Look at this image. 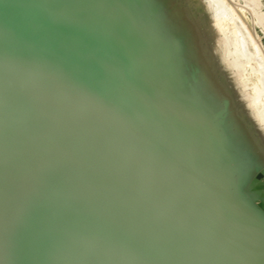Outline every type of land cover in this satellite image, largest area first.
Listing matches in <instances>:
<instances>
[{
    "label": "water",
    "instance_id": "obj_1",
    "mask_svg": "<svg viewBox=\"0 0 264 264\" xmlns=\"http://www.w3.org/2000/svg\"><path fill=\"white\" fill-rule=\"evenodd\" d=\"M73 2L76 3L75 0H48L47 4L42 0H0V13L2 8L10 10L5 21H0V94L13 93L15 98H21L49 91L52 94L50 101L39 103L36 116L45 118L67 134L77 126L83 127V133L77 137L80 144L72 149L69 147L70 153L78 161H86L87 165L91 163L90 152L119 162L120 156L103 144L104 139L111 140L110 131H118L122 122L130 121L127 135L137 139V130L131 123L141 121L144 125L151 119L150 112L142 106L137 112L141 98L159 100L160 103L161 100L167 102L170 97H178L176 103L184 105L185 91L178 83L175 70L161 73L164 65L168 64L165 60L163 65L159 64L152 79L136 84L132 92L112 78L118 68L134 65L129 61L133 51L147 40L150 29H156L159 21L155 22L151 17L148 25L152 21L154 24L147 32L143 26L147 22L139 18L143 27L135 30V38L125 46V59L114 64L110 63L113 58L111 50L99 47L98 38L102 32L100 22L106 16L115 17L117 1L98 0L109 5L97 7L93 10L94 15L84 6H72ZM104 69L107 72L100 75L99 71ZM137 90L139 93L135 94ZM109 98H115V102L108 107ZM110 108L113 111L110 112ZM130 117L133 119L129 120ZM177 127L175 124L172 130ZM198 135L193 131V140ZM196 145L187 146L180 159L192 152ZM182 150L180 145L174 149L176 154ZM128 154L139 155L135 152ZM195 162L189 164L200 175ZM52 167L48 155H38L31 150L25 134L0 137V171L31 169L38 176ZM180 169V173L185 171ZM189 173L184 172L182 176ZM222 180L224 178L221 177L218 182ZM198 183L202 182L193 181L192 184ZM103 184L101 181L97 185L91 184L88 176L84 175L73 192L75 195H87L90 199L69 216L64 228L46 224L32 230L21 225V214L9 210L10 220L2 231V235L8 236L5 238L7 244L0 245L4 256L0 254V264H264V219L259 212L245 207L237 196H234L237 204L229 203L225 196L215 218H204L203 213L212 208L208 205L212 199L209 191L203 189L202 192L207 198L197 196L198 204L175 183V189L171 190L173 197L170 202L166 201L170 206L165 209L171 210L174 201L177 202L176 209L189 206V212H183L181 218L182 225H188L184 227V233L196 232L201 236L212 231L213 234L211 239H199L197 236L198 242L192 246L184 241L183 235H176L166 226L164 218L156 214V208L146 201L141 190L138 193L141 207L129 208L117 191L109 190ZM160 184L165 183L162 181ZM202 185L211 189L213 186ZM263 186L254 185L253 190ZM2 192L4 199L1 204L8 206L7 185L3 186ZM233 194L236 195L231 192L227 197ZM198 205L206 208L205 211L199 208L195 211ZM141 211L151 214L159 226L158 232L141 220ZM191 212L202 221L201 228ZM15 229L16 234L12 235ZM40 238L51 243H42ZM75 247L76 252L73 251Z\"/></svg>",
    "mask_w": 264,
    "mask_h": 264
},
{
    "label": "rangeland",
    "instance_id": "obj_2",
    "mask_svg": "<svg viewBox=\"0 0 264 264\" xmlns=\"http://www.w3.org/2000/svg\"><path fill=\"white\" fill-rule=\"evenodd\" d=\"M116 1L115 19L106 16L100 22L102 32L98 38L99 47L112 52L110 63H120L125 59V46L135 38V30L131 27L133 22L141 18L146 23L151 17L159 22L156 29H150L153 34L148 31L147 40L130 56L129 61L134 65L118 68L113 72L112 78L132 92L136 84L152 79L164 60L167 61L168 64L164 65L161 73L175 70L178 83L184 88L186 103H176L178 97H170L169 101L161 100L160 103L159 100L142 97L137 112L142 106L150 114H161L171 106V119L178 127L167 132L166 137L178 141L176 148L179 145L183 147L177 156L179 167L186 170L189 163L196 161L200 175L194 177V181H204L210 186L222 185V188L235 192L245 207L259 214L264 212L262 188L253 190L254 185L259 186L264 182V137L259 133L261 118L256 115L254 105L244 102L240 93L242 86L247 85L250 80L245 73L244 62L236 56H230L224 49L223 41L219 42L212 37L214 30L218 29L215 0ZM228 1L240 12L264 58V0ZM9 13V9L2 8L0 21H5ZM153 24L152 21L150 25ZM144 25L147 30L151 27L148 22ZM210 29L214 30L210 32ZM211 41H215V44ZM106 72L104 69L99 74ZM237 73L242 76L238 81L242 86L238 82L234 83ZM3 95L0 94V137L25 134L31 150L38 155H48L53 167L50 170L46 168L38 176L31 169H22L20 172L13 169L0 171L1 246L7 244L5 238L8 236L2 235V231L10 220L9 210L21 214V225L32 230L46 224L64 228L69 216L90 199L87 195H75L73 192L84 175L88 176L91 184L97 185L101 181L109 190L117 191L127 207H141L138 193L141 190L142 175L135 172L140 165V158L125 161L120 156V161L114 162L90 152V165L82 159L78 161L70 150L79 146L77 137L83 133V127L77 126L67 134L45 118L36 116L39 103L50 101L52 94L49 91L21 98H15L13 93ZM113 102L115 98H109L108 107ZM109 110L113 111L112 108ZM130 118L129 120L133 119ZM193 131L199 133L195 139L197 149L194 148L189 153L191 158L185 156L180 159L184 149L195 144ZM218 169L223 172L220 174ZM194 172L197 173L196 169ZM221 177L224 180L218 182ZM4 185L8 186V206L1 204ZM140 218L153 231H159V226L149 212L141 211ZM16 230H13L12 235L16 234ZM76 250L77 247L73 249L75 252Z\"/></svg>",
    "mask_w": 264,
    "mask_h": 264
},
{
    "label": "bare ground",
    "instance_id": "obj_3",
    "mask_svg": "<svg viewBox=\"0 0 264 264\" xmlns=\"http://www.w3.org/2000/svg\"><path fill=\"white\" fill-rule=\"evenodd\" d=\"M75 1L76 3L73 2L72 6L74 5H78V7L84 6L85 10H90L92 15H94L93 10H95L97 7L100 8L101 6L109 5V3L105 4V2L99 3L97 2L98 0L96 1L75 0ZM111 1H116V0H111ZM42 2L44 4H47L48 0H42ZM215 2H216L215 9L217 10L216 13H218V16H217V20L214 18L213 19L216 20L218 29L217 31L213 29L215 32H213L214 34H212V37L216 40L218 39L219 42L220 40L223 41V44L225 45L224 49L230 54V56H236L244 62L245 73L250 78V80L247 83V85L242 86L240 82H238L240 77L242 76L240 73H237V75H235L236 80H234V83L238 82V85L242 86L240 93H242L243 101L254 105V107L256 108L257 113L256 112L255 113L256 115H258V117L261 118L260 125H262L260 126L259 133L262 135V137H264V58L262 56V50L254 40L252 32L250 31L248 25L241 16L240 12H238V10H236V8H234V6L228 0H215ZM256 4L257 2L255 1V5ZM70 5L71 4H69V6ZM87 6H89V8ZM133 25H134L133 30H137L138 27L142 26L143 24L140 23V19L138 18ZM213 30H211L210 32H212ZM210 34L207 35L210 37ZM213 42L215 44V41ZM213 42L211 41V43ZM138 93L139 90H137L135 94ZM251 108H253V106ZM172 109L173 108L169 106L168 111L162 112L161 114L160 113L155 114L154 112H152V114H150L151 119L149 120V122H146V124L144 125L141 123V121H135L134 123H131L133 129L137 130L138 133V135H136L137 139H131L129 135H127L130 121L122 122L118 128V131L115 130L110 131L111 134L110 137H112L111 140L104 139L103 144L106 147H108V149H110L112 152L121 156L125 161H134L137 158L141 159L140 165L138 166L135 172L137 174L142 175V179L140 182V189L143 195L146 197V201H148V203H150L151 205H154V207L156 208V214L164 218L166 222V226H168L172 230V232H174L176 235L179 234L180 236L183 235L184 241L185 242L187 241L186 243L188 245L194 246L195 242H198L197 241L198 239L196 237L199 234L196 232L193 234L184 233V230L186 227H188V225H185L186 227L183 226L182 225L183 219H181L183 217L182 216L183 212L184 214L189 212L188 211L189 206L187 208L178 206L179 209H176L175 206L177 202L174 201L173 207L171 208V210L174 209L173 211H171L170 209H165L167 206L168 207L170 206L169 204L166 203V201H169V199L173 197L171 196V190L175 189L174 188L175 183L177 182L176 185L178 186L179 184L181 186L179 189L184 193L188 194L190 198L192 197L191 199L195 198L194 200H192L194 203L198 202L197 196L201 195L203 189L209 191L208 194L209 196H211L210 199L212 198L211 199L212 201L210 200L209 202L210 204L208 203V205L210 206L212 205V208L211 210L203 213L204 218H207L206 216H208V218L209 216L213 219L215 218V216L219 213V210L221 209L222 203L225 202L223 201V198L225 196L226 197L224 199L225 200L229 199L230 200L229 203L237 204V201L234 202V199L236 198L234 197L236 196L234 194L232 196L227 197V195H230L231 192H229L230 194L226 192L227 188L225 187L222 188V187H218L217 184L214 185L212 184L213 186L211 189L209 187L203 186L202 185L203 182L200 184L199 183L192 184L194 181L193 178L198 177L199 174L198 172L194 174L195 173L194 168L191 164L187 166L185 170L186 172L181 171L180 173L181 169L179 167V164L177 163V156L179 154H176L174 151L175 144H178V141L174 138L166 137V133L171 131L175 125L174 120L171 119ZM129 152L130 153L135 152L136 154L139 153V155L138 154L135 156L130 155L128 154ZM186 156L187 158L189 157L191 158L189 153ZM189 169H192L190 173H189ZM218 170L220 174L223 172L221 171L222 169H218ZM184 172L186 174L189 173L188 176H182ZM262 180L264 181V174L262 175ZM162 181L165 184H160L162 183ZM261 195H262V200H264V186L262 188ZM262 202H263L262 205L264 206V201ZM198 204L200 203L198 202ZM189 205L191 206L192 203H189ZM197 208H199V210L203 212L206 209V208L203 209V206L198 205L195 208V211H197ZM210 211H212V213H210ZM131 213L134 212L131 211ZM191 214L194 219L195 217L193 216L192 212ZM260 214L261 217H263L264 219V212H261ZM195 222H197L200 225V228L202 227L201 226L202 224H200L202 221L200 222L198 218H195ZM254 226H259V225L254 224ZM212 235H213L212 231H209L201 236H198V238L211 239ZM40 241L42 243L44 242L47 244L51 243L43 238H40ZM58 245L59 244H57V246ZM0 254L3 256L1 252Z\"/></svg>",
    "mask_w": 264,
    "mask_h": 264
}]
</instances>
